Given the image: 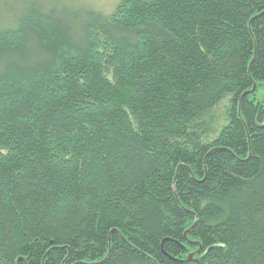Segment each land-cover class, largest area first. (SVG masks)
<instances>
[{
  "label": "trees",
  "instance_id": "16d2710c",
  "mask_svg": "<svg viewBox=\"0 0 264 264\" xmlns=\"http://www.w3.org/2000/svg\"><path fill=\"white\" fill-rule=\"evenodd\" d=\"M262 87L264 0H0V264H264Z\"/></svg>",
  "mask_w": 264,
  "mask_h": 264
},
{
  "label": "rangeland",
  "instance_id": "374dc122",
  "mask_svg": "<svg viewBox=\"0 0 264 264\" xmlns=\"http://www.w3.org/2000/svg\"><path fill=\"white\" fill-rule=\"evenodd\" d=\"M121 1L122 0H68V3H78L84 6H89L104 16L111 17L116 13ZM255 99L258 103L264 105V87L260 88ZM226 112L227 102L224 101L214 109L209 116L203 117L202 124L204 129L208 131L210 136L209 139L217 137L216 135L219 133V130L227 124Z\"/></svg>",
  "mask_w": 264,
  "mask_h": 264
},
{
  "label": "water",
  "instance_id": "95a60500",
  "mask_svg": "<svg viewBox=\"0 0 264 264\" xmlns=\"http://www.w3.org/2000/svg\"><path fill=\"white\" fill-rule=\"evenodd\" d=\"M256 88H257V86L254 87V90H256ZM190 258H192V257H190Z\"/></svg>",
  "mask_w": 264,
  "mask_h": 264
}]
</instances>
